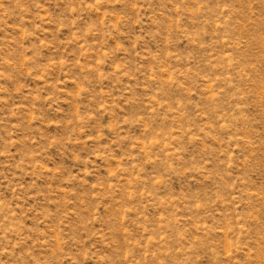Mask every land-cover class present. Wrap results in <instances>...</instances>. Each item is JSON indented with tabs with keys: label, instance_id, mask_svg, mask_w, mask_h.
Returning <instances> with one entry per match:
<instances>
[{
	"label": "rangeland",
	"instance_id": "rangeland-1",
	"mask_svg": "<svg viewBox=\"0 0 264 264\" xmlns=\"http://www.w3.org/2000/svg\"><path fill=\"white\" fill-rule=\"evenodd\" d=\"M0 264H264V0H0Z\"/></svg>",
	"mask_w": 264,
	"mask_h": 264
}]
</instances>
